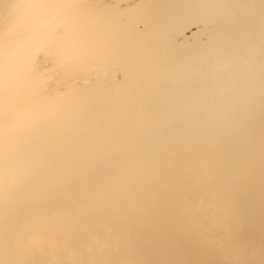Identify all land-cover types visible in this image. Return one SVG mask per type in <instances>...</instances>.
Returning a JSON list of instances; mask_svg holds the SVG:
<instances>
[{"label": "bare ground", "instance_id": "bare-ground-1", "mask_svg": "<svg viewBox=\"0 0 264 264\" xmlns=\"http://www.w3.org/2000/svg\"><path fill=\"white\" fill-rule=\"evenodd\" d=\"M0 264H264V0H0Z\"/></svg>", "mask_w": 264, "mask_h": 264}]
</instances>
